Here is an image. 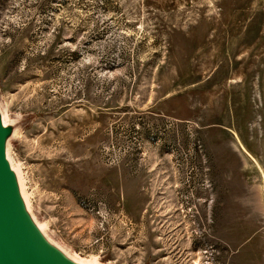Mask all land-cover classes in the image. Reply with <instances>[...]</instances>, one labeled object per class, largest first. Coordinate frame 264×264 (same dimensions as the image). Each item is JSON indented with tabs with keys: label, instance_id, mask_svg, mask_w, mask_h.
<instances>
[{
	"label": "rangeland",
	"instance_id": "374dc122",
	"mask_svg": "<svg viewBox=\"0 0 264 264\" xmlns=\"http://www.w3.org/2000/svg\"><path fill=\"white\" fill-rule=\"evenodd\" d=\"M0 141L67 264H264V0H0Z\"/></svg>",
	"mask_w": 264,
	"mask_h": 264
},
{
	"label": "water",
	"instance_id": "95a60500",
	"mask_svg": "<svg viewBox=\"0 0 264 264\" xmlns=\"http://www.w3.org/2000/svg\"><path fill=\"white\" fill-rule=\"evenodd\" d=\"M10 186L0 158V264H59L51 253L38 247L34 235L16 219L17 204L8 197Z\"/></svg>",
	"mask_w": 264,
	"mask_h": 264
},
{
	"label": "bare ground",
	"instance_id": "6f19581e",
	"mask_svg": "<svg viewBox=\"0 0 264 264\" xmlns=\"http://www.w3.org/2000/svg\"><path fill=\"white\" fill-rule=\"evenodd\" d=\"M5 121L7 122V117L5 119ZM3 126H6L4 123V119H3ZM4 146V145H3ZM0 158L2 160L3 163V167H4V171L6 174H10L13 171H15L13 169V164L12 161L9 157V153L8 150L4 149L2 147V141H0ZM255 162V161H254ZM258 166V165H257ZM259 168V167H258ZM8 197L11 201L16 202V208L14 210V215L16 217V219L21 222L24 226V229L26 230L27 233H29L30 235H34L35 239L37 240V245L40 249L47 251L49 253H51L54 258H56V260L58 261L59 264H67L58 253L54 252L50 247H47V245L45 244V242H43L39 236V234H37L31 227V225L29 224L28 220L25 218V216L23 215V211H28L29 209V201L28 198L21 193V197H22V201H23V207H21V204L19 203V198L16 195V191H15V187L14 185L9 187V191H8ZM262 203V202H261ZM262 205V204H261ZM41 231L43 232L45 227L41 226L40 227ZM47 243V242H46ZM48 244V243H47ZM55 249V248H54ZM65 258V257H64ZM75 262L77 264H99L98 260H92V261H87V260H83V259H75Z\"/></svg>",
	"mask_w": 264,
	"mask_h": 264
}]
</instances>
